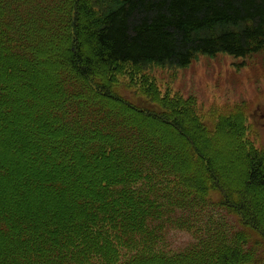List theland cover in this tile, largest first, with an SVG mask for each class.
<instances>
[{
	"label": "trees",
	"instance_id": "16d2710c",
	"mask_svg": "<svg viewBox=\"0 0 264 264\" xmlns=\"http://www.w3.org/2000/svg\"><path fill=\"white\" fill-rule=\"evenodd\" d=\"M262 52L264 0H0V264H264L244 117L118 79Z\"/></svg>",
	"mask_w": 264,
	"mask_h": 264
},
{
	"label": "rangeland",
	"instance_id": "374dc122",
	"mask_svg": "<svg viewBox=\"0 0 264 264\" xmlns=\"http://www.w3.org/2000/svg\"><path fill=\"white\" fill-rule=\"evenodd\" d=\"M118 79L122 92L131 98L150 84L161 95L193 99L199 116L211 125L242 115L247 139L264 151V52L247 59L227 54L198 56L187 68L123 67ZM176 239L177 248L190 241L184 234Z\"/></svg>",
	"mask_w": 264,
	"mask_h": 264
}]
</instances>
